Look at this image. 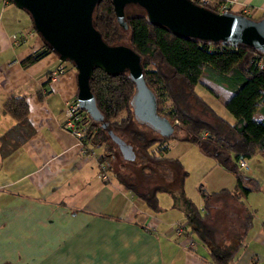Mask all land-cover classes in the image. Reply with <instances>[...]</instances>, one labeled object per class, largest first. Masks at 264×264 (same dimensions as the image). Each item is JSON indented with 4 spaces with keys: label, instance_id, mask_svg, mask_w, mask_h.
<instances>
[{
    "label": "crops",
    "instance_id": "crops-1",
    "mask_svg": "<svg viewBox=\"0 0 264 264\" xmlns=\"http://www.w3.org/2000/svg\"><path fill=\"white\" fill-rule=\"evenodd\" d=\"M218 1L253 17L264 12V0ZM42 46L27 13L0 0V264H213L193 233H175L171 223L184 218L178 195L174 202L157 192L159 209L150 212L115 182L112 169L105 168L108 179L98 175L100 144L84 139L81 147L60 127L64 104L75 98V70L51 50L20 63ZM222 92L223 101L229 90ZM10 95L23 96L27 106L24 130L31 132L19 143L24 130L13 133L14 119L1 109ZM252 116L263 118L258 111ZM115 156L102 160L113 168ZM164 156L187 171L183 190L197 207L200 189L234 185L229 171L189 142H168ZM242 158L240 170L257 179L259 190L242 198L253 216L232 264H264V156ZM191 174L199 185L195 197L187 192Z\"/></svg>",
    "mask_w": 264,
    "mask_h": 264
},
{
    "label": "trees",
    "instance_id": "trees-1",
    "mask_svg": "<svg viewBox=\"0 0 264 264\" xmlns=\"http://www.w3.org/2000/svg\"><path fill=\"white\" fill-rule=\"evenodd\" d=\"M218 2L210 0L205 7L219 11ZM238 12L250 18L264 15L262 12L253 17ZM91 21L106 44L122 43L138 54L144 82L155 97V111L167 120L171 129L161 133L137 119L131 105L134 86L126 70L111 75L94 67L88 86L105 125L84 112L81 139L102 146L99 161L107 170L112 169L115 182L140 199L150 212L159 209L156 193L169 192L173 172L184 210V234L193 233L206 246L213 264H232L235 253L244 244L253 216L242 198L259 190L257 179L244 174L237 160L256 153L264 156V50L243 43L174 34L161 24L150 22L143 8L135 3L124 5L119 23L111 1L97 0ZM48 50L51 49L43 42L42 48L20 63L26 65ZM201 75L229 90L222 106L232 121L218 115L194 93L193 87ZM1 109L14 119L13 133L28 126L23 96H8ZM201 111L208 112V120L199 116ZM255 111L263 118H254ZM30 132L31 128L25 129L18 143ZM170 141L195 145L201 154L233 175V187L200 189L201 205L197 207L183 190L187 171L176 157L164 156ZM123 148L130 149L132 159L122 156ZM106 155L108 159L119 157L122 163L118 170L106 164ZM128 164L138 165L137 173L126 172ZM154 170L162 181L155 180Z\"/></svg>",
    "mask_w": 264,
    "mask_h": 264
},
{
    "label": "water",
    "instance_id": "water-1",
    "mask_svg": "<svg viewBox=\"0 0 264 264\" xmlns=\"http://www.w3.org/2000/svg\"><path fill=\"white\" fill-rule=\"evenodd\" d=\"M10 1L27 13L34 31L58 59L71 63L77 85L75 99L92 120L105 125L88 86L92 69L97 67L111 75L126 70L134 86L131 105L137 119L161 133L170 131V124L155 111V97L144 82L138 54L122 43L106 44L94 28L91 13L97 0ZM110 1L119 23L124 5L135 3L150 22L174 34L264 50V15L250 18L231 10L213 11L191 0ZM122 156L132 159L133 153L123 148Z\"/></svg>",
    "mask_w": 264,
    "mask_h": 264
},
{
    "label": "rangeland",
    "instance_id": "rangeland-1",
    "mask_svg": "<svg viewBox=\"0 0 264 264\" xmlns=\"http://www.w3.org/2000/svg\"><path fill=\"white\" fill-rule=\"evenodd\" d=\"M199 82L194 85L193 91L194 93L199 96V98L210 108L213 109L214 112H216L218 115L226 118V120H232V116L223 108L222 106V96H224L222 92V88L220 85H218L211 77L207 75H201L199 77ZM228 96V95H227ZM226 98V97H225ZM199 114V113H198ZM197 114V115H198ZM199 116L204 119L208 120L209 114L208 112L201 111ZM122 163L118 156H115V158L112 160V167L113 169L118 170L119 164ZM129 169L126 170L128 173H137L138 165L128 164L127 166ZM193 174L190 175L189 178H186V185H187V192L191 194L190 196L195 197V192L197 191V188H199V185H193ZM175 178V175H174ZM188 183L190 185L188 186ZM171 191L161 193V197H173L175 202V197H177V191L175 189V181L172 182ZM171 192V194H170ZM166 195V196H165ZM179 199V198H177Z\"/></svg>",
    "mask_w": 264,
    "mask_h": 264
},
{
    "label": "built area",
    "instance_id": "built-area-1",
    "mask_svg": "<svg viewBox=\"0 0 264 264\" xmlns=\"http://www.w3.org/2000/svg\"><path fill=\"white\" fill-rule=\"evenodd\" d=\"M194 3L205 6L207 3H209L210 0H191ZM218 10H230V6L225 2L218 3ZM58 68H60L58 66ZM62 114H63V120L60 122V127L70 133L77 143L82 147L83 142L81 139L82 131L80 129V122L82 121L84 110L79 107L78 103L75 99H71L70 101L66 102L62 108ZM238 166L244 165L243 158H239L237 160ZM97 166L99 169L98 175L103 179H108L107 171L104 167V164L100 161L97 162ZM172 227L176 234L182 235L184 234V228H185V220L180 221H174L171 223ZM188 245L192 243V241L188 238Z\"/></svg>",
    "mask_w": 264,
    "mask_h": 264
},
{
    "label": "bare ground",
    "instance_id": "bare-ground-1",
    "mask_svg": "<svg viewBox=\"0 0 264 264\" xmlns=\"http://www.w3.org/2000/svg\"><path fill=\"white\" fill-rule=\"evenodd\" d=\"M75 99V98H74ZM76 100V99H75ZM77 102V101H76Z\"/></svg>",
    "mask_w": 264,
    "mask_h": 264
}]
</instances>
